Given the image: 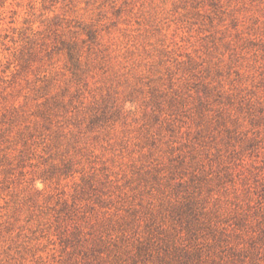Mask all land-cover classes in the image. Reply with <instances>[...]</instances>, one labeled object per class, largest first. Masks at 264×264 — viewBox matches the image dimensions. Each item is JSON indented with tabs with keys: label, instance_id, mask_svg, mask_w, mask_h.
Returning <instances> with one entry per match:
<instances>
[{
	"label": "rangeland",
	"instance_id": "1",
	"mask_svg": "<svg viewBox=\"0 0 264 264\" xmlns=\"http://www.w3.org/2000/svg\"><path fill=\"white\" fill-rule=\"evenodd\" d=\"M0 264H264V0H0Z\"/></svg>",
	"mask_w": 264,
	"mask_h": 264
}]
</instances>
